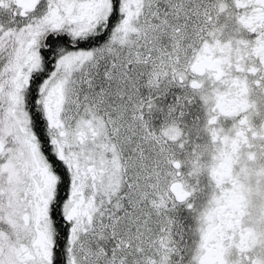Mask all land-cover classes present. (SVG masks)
Returning <instances> with one entry per match:
<instances>
[{
	"label": "snow or ice",
	"instance_id": "obj_1",
	"mask_svg": "<svg viewBox=\"0 0 264 264\" xmlns=\"http://www.w3.org/2000/svg\"><path fill=\"white\" fill-rule=\"evenodd\" d=\"M0 264H264V0H0Z\"/></svg>",
	"mask_w": 264,
	"mask_h": 264
}]
</instances>
